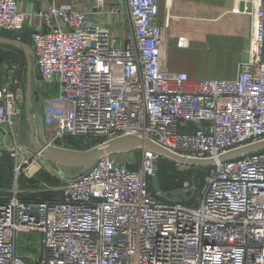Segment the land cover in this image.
Instances as JSON below:
<instances>
[{"label": "built area", "instance_id": "built-area-1", "mask_svg": "<svg viewBox=\"0 0 264 264\" xmlns=\"http://www.w3.org/2000/svg\"><path fill=\"white\" fill-rule=\"evenodd\" d=\"M126 1L123 38L98 19L121 12L105 0L88 11L66 4L35 13L42 21L30 36L36 70L54 90L41 99L50 144L65 147L68 137L99 146L136 135L215 164L174 161V189H195L178 202L152 188L165 157L145 148L126 152L140 151L139 163L107 154L69 176L58 165L64 183L48 198H22L15 189L0 200V264H264V149L219 160L264 140V0H249L245 9L252 19L249 58L234 79L169 70L170 16L161 24L160 0ZM29 17L20 0H0V33L21 41ZM23 116V97L0 88V124L13 129ZM12 155L19 159L21 147ZM40 159L17 162L16 175Z\"/></svg>", "mask_w": 264, "mask_h": 264}, {"label": "crops", "instance_id": "crops-1", "mask_svg": "<svg viewBox=\"0 0 264 264\" xmlns=\"http://www.w3.org/2000/svg\"><path fill=\"white\" fill-rule=\"evenodd\" d=\"M20 2L22 9L30 14L22 31V40L18 41L13 32L0 33V37L25 43L32 50L31 33L42 25L41 19L35 15L36 12L50 5L66 4H74L77 10L88 11L94 0H20ZM230 3L231 0H160L161 24H164L166 16H170L166 50V66L169 70L185 71L195 79H234L237 77L239 65L243 60L245 62L248 60V55H235L234 53L245 51L242 46H237L239 39L241 43L244 41L249 45L252 19L245 9L251 6L246 5L245 0H232V8ZM105 5L107 8L117 6L121 12L107 13L98 19L109 27L113 35L125 37L128 32V26L125 23L127 1L105 0ZM225 34H227L226 40ZM180 38L183 39V46L178 44ZM207 42L213 46L222 44L224 49L206 54L205 51L208 50L203 47L207 46ZM225 42L230 44L225 46ZM31 59L32 63H27L25 52L21 48L0 41V88L8 87L16 91L23 97L24 104V116L13 129L8 124H0V200L13 196L15 189L22 198H33L38 195L36 189H26L25 183L19 180L15 172L17 162L22 163L37 154L28 141L31 123L26 113L30 64L32 101L37 103L34 95L37 90L33 87L39 76L33 53ZM200 63H211V66H207L209 70L205 71L200 67ZM15 66L19 67L16 71H14ZM15 79H18V84L14 83ZM47 88L48 91H54L53 87L48 86ZM41 99L38 101L40 107L37 110L42 114ZM37 110L32 109L31 112L34 113ZM45 135L50 143L53 140L52 131L45 129ZM15 146H20L22 149L19 159L12 155Z\"/></svg>", "mask_w": 264, "mask_h": 264}, {"label": "water", "instance_id": "water-1", "mask_svg": "<svg viewBox=\"0 0 264 264\" xmlns=\"http://www.w3.org/2000/svg\"><path fill=\"white\" fill-rule=\"evenodd\" d=\"M0 41L7 42L11 45L21 48L25 52L27 63H32V50L29 45L3 37H0ZM32 95L33 92L30 64L28 86L26 91V113L31 123V131L28 135V141L29 144H31L32 149L44 161L50 164H54L56 166L62 165L73 168H84V170H88L99 160V158L104 155L126 153L136 150L138 148H145L151 152L157 153L175 162L189 164L193 166H211L215 164L214 159L185 158L183 156L174 154L168 151L167 149L155 144L150 139H144L136 135H124L116 137L114 139L108 140L103 145L94 146L86 150L69 149L52 145L46 139L44 121L41 112L38 110L34 113L31 112L34 107ZM34 95L36 96L35 101L38 102L40 100L39 93L36 91L34 92ZM263 149L264 140L224 153L219 157V160L228 161L240 157L242 155L257 152ZM195 178L196 173H194L191 178L192 186H194ZM151 182L154 191L158 193L162 199L168 202H178L180 201L179 197H182L183 199H190L195 193L194 187H192L188 192L191 194V197H188V193L181 189L165 191L161 186L160 179L157 174L152 177Z\"/></svg>", "mask_w": 264, "mask_h": 264}, {"label": "rangeland", "instance_id": "rangeland-1", "mask_svg": "<svg viewBox=\"0 0 264 264\" xmlns=\"http://www.w3.org/2000/svg\"><path fill=\"white\" fill-rule=\"evenodd\" d=\"M245 3H246V5L247 4L251 5L249 0H245ZM230 4H231V8H232V0H231ZM226 39H227V34H225V40ZM207 43L209 44V42H207ZM208 44H207V46L203 47V48L208 50V51H205L206 54H212L215 51H219V50L224 49V46L222 44H215L214 46L211 45V44H209V45ZM229 44L230 43H228V42L226 43L225 42V46H228ZM237 46L238 47L242 46L243 49H245V51H239V52L234 53V54L235 55H244V56L248 55V58H249L250 41H249V45H247V43L244 42V41H242V43H241V41L239 39V44H237ZM244 62L245 61L243 60L240 63L239 70H240V68H241V66L243 65ZM207 66H211V63H200V67L203 70H205V71L209 70V68ZM33 88L38 91L40 99L42 97H44L45 95H47L49 93H52L51 91H48V88L40 82L39 77H38V80H37V82H36V84H35V86ZM34 104L35 105H34L33 109H35V110L39 109V107H40L39 102L34 103ZM52 135H53V132H52ZM71 139L72 138L66 137V138L63 139V141L60 144H64V146L66 148H69V149L78 148L76 150H84L83 146H78L76 144L70 143ZM84 147H86V146L84 145ZM119 157L125 158V159H127V158L128 159H132L134 162L139 163L141 158H142V153L140 151H137V152H134V153H127V154L123 153ZM171 163H173V164H171ZM168 165H170L171 167H172V165H174L173 167H174V169H176L175 163H174L173 160H170L168 158H164V160L161 162V165H160L161 168L162 167L166 168V167H168ZM27 166L28 165H24L22 167L23 169L21 168L22 169L21 173L19 174V180L21 182L25 183L26 189L27 188H30V189L33 188L34 190L36 189L35 191H36L37 194L49 195L50 196L52 188H54V187L58 188L64 183V179L61 178V176L56 172L58 167L56 165H54V164H50V163L44 161L42 158L39 160V164L38 165H35L34 167H31L29 169H27ZM37 167L40 168L39 171L38 170L36 171ZM59 167H60V169L62 171V174L66 175V176L74 175V174H77V173H79L81 171V168H76V167L73 168V167H66V166H62V165H60ZM45 173L50 175V179H47ZM28 174L32 175V176L29 177ZM193 174H192V176H193ZM195 184H196V179L194 180V186H195Z\"/></svg>", "mask_w": 264, "mask_h": 264}, {"label": "trees", "instance_id": "trees-1", "mask_svg": "<svg viewBox=\"0 0 264 264\" xmlns=\"http://www.w3.org/2000/svg\"><path fill=\"white\" fill-rule=\"evenodd\" d=\"M70 143L76 144L78 146H83V149H88L92 146H94L95 144L98 143V141L96 139L93 140H88L87 143L85 144L86 147H84L82 140L81 139H71ZM78 149V148H75ZM164 159H161L159 162V166H158V171H157V175L160 179V183L163 189L166 190H170V189H174L177 187L178 183H175L174 178L177 176V171L176 169H174V165H172V167L170 165H168V167L166 168H161V162ZM173 164V163H171ZM170 168V169H169ZM47 179H50V175L46 174ZM49 177V178H48ZM187 177H190V175H188ZM32 197V196H31ZM33 198H47V195H35Z\"/></svg>", "mask_w": 264, "mask_h": 264}, {"label": "bare ground", "instance_id": "bare-ground-1", "mask_svg": "<svg viewBox=\"0 0 264 264\" xmlns=\"http://www.w3.org/2000/svg\"><path fill=\"white\" fill-rule=\"evenodd\" d=\"M182 43H183V41H182Z\"/></svg>", "mask_w": 264, "mask_h": 264}]
</instances>
